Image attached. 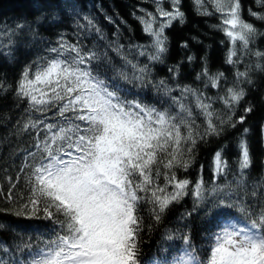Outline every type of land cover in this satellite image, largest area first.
Wrapping results in <instances>:
<instances>
[{"label": "snow or ice", "instance_id": "6c2138e0", "mask_svg": "<svg viewBox=\"0 0 264 264\" xmlns=\"http://www.w3.org/2000/svg\"><path fill=\"white\" fill-rule=\"evenodd\" d=\"M209 2L220 14L219 28L232 45L226 63L236 65L240 62L237 43L241 51H250L249 43L259 34L258 29L243 19L241 0ZM160 3L157 0L156 15L147 13V18H139L153 49L150 53L141 50L139 54H147L152 61L159 60L167 51L165 29L174 21L183 23L185 18L180 0H171V11ZM195 4L200 14L211 15L205 0H195ZM250 15L264 20V14L250 12ZM157 16L163 19L158 21ZM84 19L100 32L92 21ZM49 52L56 53L55 58L37 63L35 71L27 66L17 87V95L27 98L37 112L56 107V115L60 117L57 123L30 120L25 125L26 128L42 125L46 132L37 145L41 150L40 160L28 178L29 195L22 207L29 209L32 216L42 211L43 218L55 221L58 230L49 239L41 237L34 249L30 244L20 248L29 251L28 258L19 264H141L140 205H150L153 220L159 222L169 207L189 191L191 181L178 179L176 169L186 170L197 141L219 136L228 121L218 116L211 103H206V98L191 87L185 86L181 96L171 97L177 108L173 114L169 109L160 110L122 96L119 83H110L92 69V61L99 59L96 52L85 53L77 45L64 43ZM253 55L264 57V52ZM125 62L130 64L126 58ZM131 67L132 79L143 81L147 67ZM256 68L264 70L260 64ZM203 74L208 76L207 69ZM235 75L237 86L227 88L226 96L220 97L229 111L245 95L239 83H251L247 70H237ZM120 76L125 81L129 79L123 71ZM208 79L213 87H219L224 74L217 73ZM159 87L171 92L164 81L159 82ZM188 96L204 117L202 131L195 125L191 107L183 102ZM251 111V107L245 109ZM244 119L241 116L238 122ZM238 148L243 180L252 159L245 139L240 140ZM214 164L217 174L226 169L222 150L215 153ZM192 193L193 211L210 201L212 207L220 209L218 215H235L229 211L233 206L221 198L227 196L225 186L205 189L201 179L193 186ZM239 212L242 219L226 220L218 226L204 259H200L191 245L190 235L185 233L181 237L183 250L172 264H264V209L255 218L244 207ZM191 215V212L184 214ZM166 238L171 240L174 234Z\"/></svg>", "mask_w": 264, "mask_h": 264}, {"label": "trees", "instance_id": "16d2710c", "mask_svg": "<svg viewBox=\"0 0 264 264\" xmlns=\"http://www.w3.org/2000/svg\"><path fill=\"white\" fill-rule=\"evenodd\" d=\"M205 5L211 15L200 14L195 0H180L184 22L174 21L165 29L167 51L159 60L152 61L147 54H139L141 50L153 51L152 40L143 31L139 18H147V13L156 15L157 0H0V264H19L28 258L29 251L20 248L30 244L34 249L41 237L49 239L58 230L55 221L43 218L42 211L32 216L22 206L29 195L28 178L40 160L37 145L46 132L42 125L37 128L25 125L30 120L57 123L60 117L56 115V107L37 112L27 98L17 95V87L24 69L30 65L35 71L37 63L55 58L56 53H50L49 49L59 48L61 43L77 45L85 53L96 52L99 59L91 63L94 72L110 83H119L121 95L129 100L169 109L175 114L177 108L171 97L181 96V89L188 86L201 93L212 110L228 121L219 136L197 141L186 170L176 169L178 179L191 181L189 191L169 207L159 222L153 220L150 205H140L141 264H172L183 250L181 237L185 233L190 235L200 259H204L218 226L226 220L242 219L240 207L246 208L253 218L264 209V70L256 68L257 64L264 66V57L253 55L264 52V20L250 15V12L264 14V2L241 0L243 19L253 23L259 34L250 41V51H241L237 43L240 62L236 65L226 63L232 45L219 28L220 14L213 10L209 0H205ZM160 6L172 10L171 0H161ZM85 17L100 32L90 27ZM160 19L163 18L157 16ZM125 58L130 64H126ZM131 65L147 67L143 81L132 79ZM205 69L208 76L224 74L219 87L212 86L203 74ZM237 70H247L251 83H239L245 95L229 111L220 97L226 96L227 88L237 86ZM121 71L128 75L127 81L121 78ZM160 81L171 92L159 87ZM183 102L191 107L195 125L202 131L205 120L193 98L188 96ZM248 107L251 112H245ZM241 116L245 117L242 123L238 122ZM242 138L247 141L252 159L243 180L238 148ZM221 150L227 167L217 174L214 157ZM201 179L205 189L225 186L227 196L221 198L233 206L229 211L234 216L218 215L220 209L212 207L210 201L193 211L192 188ZM22 212L25 214L17 215ZM188 212L192 215L185 217ZM172 234L173 239L166 238Z\"/></svg>", "mask_w": 264, "mask_h": 264}]
</instances>
